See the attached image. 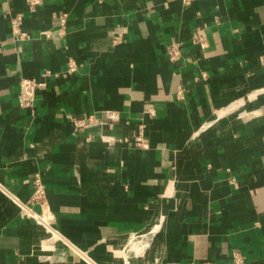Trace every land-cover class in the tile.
<instances>
[{"label": "crops", "instance_id": "0c3cea01", "mask_svg": "<svg viewBox=\"0 0 264 264\" xmlns=\"http://www.w3.org/2000/svg\"><path fill=\"white\" fill-rule=\"evenodd\" d=\"M34 174L45 222L0 188V264H264V0H0V186Z\"/></svg>", "mask_w": 264, "mask_h": 264}, {"label": "built area", "instance_id": "2783aa9c", "mask_svg": "<svg viewBox=\"0 0 264 264\" xmlns=\"http://www.w3.org/2000/svg\"><path fill=\"white\" fill-rule=\"evenodd\" d=\"M31 7L39 4L41 0H27ZM186 1V0H185ZM65 16L61 15L59 17V22L61 25L64 24ZM10 26L14 36L18 37V39H24L27 37V33L22 29V16L20 14L12 16L10 18ZM192 41L201 47H204L205 43V33L202 30H195L192 35ZM169 55L171 59H175L179 56L178 44L173 43L169 46ZM76 69V63L73 59L68 60V70L73 71ZM50 74L49 70L44 72V76ZM41 84L35 78H28L22 77L19 82V90L17 95L18 105L22 109L29 110L32 112L34 107L35 99H36V88ZM178 97H181V90L178 91ZM149 115H153L154 111L150 108L147 110ZM72 124L77 131H81L83 129H88L92 124H95L96 118L89 114L84 118H71ZM145 123H142L139 126L140 132L137 136L138 144L141 146L146 147L147 142L143 139L141 129L144 127ZM31 183V193L30 197L27 201L21 200L15 194L5 190L2 186L0 188L2 191L10 198V200L15 203L18 208L21 216L27 218H33L39 223L45 222V217L43 213V209L41 212H37L33 209V206H40L42 207L45 203V195H46V188L45 185L38 174H34L33 177L30 179ZM195 264H217L213 261H202L197 262ZM226 264H247L244 256L237 250H235L232 254L231 261Z\"/></svg>", "mask_w": 264, "mask_h": 264}, {"label": "bare ground", "instance_id": "6f19581e", "mask_svg": "<svg viewBox=\"0 0 264 264\" xmlns=\"http://www.w3.org/2000/svg\"><path fill=\"white\" fill-rule=\"evenodd\" d=\"M153 231H154V228L153 229H151V232H149V233H147L146 234V242H148V240L150 239V236L152 235V233H153ZM146 245V244H145ZM144 245V246H145ZM143 246V245H142ZM143 251V247H141V252Z\"/></svg>", "mask_w": 264, "mask_h": 264}, {"label": "rangeland", "instance_id": "374dc122", "mask_svg": "<svg viewBox=\"0 0 264 264\" xmlns=\"http://www.w3.org/2000/svg\"><path fill=\"white\" fill-rule=\"evenodd\" d=\"M129 246H127V248H128Z\"/></svg>", "mask_w": 264, "mask_h": 264}]
</instances>
